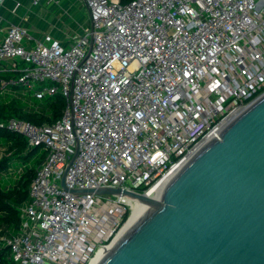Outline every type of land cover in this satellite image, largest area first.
I'll use <instances>...</instances> for the list:
<instances>
[{
    "label": "built area",
    "instance_id": "1",
    "mask_svg": "<svg viewBox=\"0 0 264 264\" xmlns=\"http://www.w3.org/2000/svg\"><path fill=\"white\" fill-rule=\"evenodd\" d=\"M81 1L89 26L69 44L21 25L0 30V61L8 64L0 72L19 73L1 81L0 94L22 85L37 99L59 93L66 101L52 123L0 121L46 153L19 233L0 236L18 264H92L140 200L75 195L63 188L64 175L69 188L163 190L264 93V0Z\"/></svg>",
    "mask_w": 264,
    "mask_h": 264
},
{
    "label": "water",
    "instance_id": "2",
    "mask_svg": "<svg viewBox=\"0 0 264 264\" xmlns=\"http://www.w3.org/2000/svg\"><path fill=\"white\" fill-rule=\"evenodd\" d=\"M78 154V149L68 168ZM97 264H264V93L208 140Z\"/></svg>",
    "mask_w": 264,
    "mask_h": 264
},
{
    "label": "trees",
    "instance_id": "3",
    "mask_svg": "<svg viewBox=\"0 0 264 264\" xmlns=\"http://www.w3.org/2000/svg\"><path fill=\"white\" fill-rule=\"evenodd\" d=\"M128 3L132 0H120ZM8 65L0 61L2 65ZM22 63H20L21 65ZM18 72H0L2 80L17 78ZM15 95L0 98V121L19 118L34 124L52 123L61 118L66 101L62 95L33 97L29 92L23 93L21 85H10ZM45 151L40 146H30L19 132L0 127V176L12 168L21 169L13 184L0 183V236H14L21 227V207L29 201V189L35 176L36 168L45 158ZM10 248L0 242V264H18L9 258Z\"/></svg>",
    "mask_w": 264,
    "mask_h": 264
},
{
    "label": "crops",
    "instance_id": "4",
    "mask_svg": "<svg viewBox=\"0 0 264 264\" xmlns=\"http://www.w3.org/2000/svg\"><path fill=\"white\" fill-rule=\"evenodd\" d=\"M0 30L6 34L12 25H21L36 38L45 34L69 44L71 37L89 26V12L81 0L33 4L32 0H4L0 6ZM30 47L31 44L27 43Z\"/></svg>",
    "mask_w": 264,
    "mask_h": 264
},
{
    "label": "bare ground",
    "instance_id": "5",
    "mask_svg": "<svg viewBox=\"0 0 264 264\" xmlns=\"http://www.w3.org/2000/svg\"><path fill=\"white\" fill-rule=\"evenodd\" d=\"M162 187H155L151 191L148 192V196L154 199H160L162 194ZM148 205L144 203L142 200H137L136 205L134 206V210L128 219V221L123 226L120 236H122L138 219L139 217L147 210ZM120 238V237H119ZM107 250L100 251L97 255V257L93 260L92 264H97L99 260L106 254Z\"/></svg>",
    "mask_w": 264,
    "mask_h": 264
},
{
    "label": "rangeland",
    "instance_id": "6",
    "mask_svg": "<svg viewBox=\"0 0 264 264\" xmlns=\"http://www.w3.org/2000/svg\"><path fill=\"white\" fill-rule=\"evenodd\" d=\"M21 91L23 93H26V92H28V89L21 85ZM13 95H15V91H13L12 89L8 88L2 94H0V98H5L7 96H13ZM25 169H26V167H24V166L21 169L12 168L7 173H5V174L0 176V183L3 184V185H7V186L13 184V182L16 180L17 175L19 174V172L20 171H25Z\"/></svg>",
    "mask_w": 264,
    "mask_h": 264
}]
</instances>
